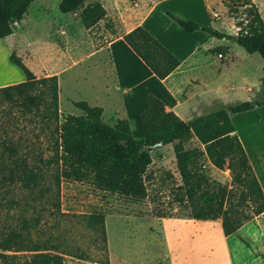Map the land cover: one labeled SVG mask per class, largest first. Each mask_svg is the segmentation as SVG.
Wrapping results in <instances>:
<instances>
[{"label": "trees", "instance_id": "trees-1", "mask_svg": "<svg viewBox=\"0 0 264 264\" xmlns=\"http://www.w3.org/2000/svg\"><path fill=\"white\" fill-rule=\"evenodd\" d=\"M33 1L0 0V38L14 32L15 22ZM222 2L229 9L233 5L246 7L249 18L246 23L244 19L237 22L236 34L167 14L186 32L200 29L217 39H232L246 52L259 53L264 61V20L258 7L252 0ZM58 7L63 13L78 12L86 28L97 24L106 13L99 0H61ZM122 37L158 79L166 78L180 64V59L141 25ZM9 60L23 71L25 79L0 86V105H7L0 122V264H63V254L88 259L84 252L65 248L64 242L54 236L50 231L54 226H47L41 202L51 204L53 210L49 214L53 217L59 212V186L63 179L87 181L98 189L132 200L144 199L147 194L144 175L152 162L150 151L158 144H172L182 180L177 201L189 206L191 218H221L223 234L228 236L264 212V192L246 150L236 135H230L234 130L231 113L264 105V72L261 97L230 104L188 121L166 111L159 98L148 95L139 113L143 136L135 138L127 119L107 124L101 119V107H90L85 101L75 102L83 114L61 117L57 75L36 77L15 54L11 53ZM21 121H27L22 127L38 124L40 134L48 132L50 154L44 157L40 153L36 163L28 159L34 155L33 148L20 153L27 139L21 136L14 141L10 135ZM192 137L204 144L205 153L216 168L222 169L228 159L232 182L245 186L237 198L238 204L232 203L235 192L224 184L190 171L188 162L192 153L185 149L184 142ZM44 166L51 167L52 173L46 172ZM242 201L254 203L247 206L248 212L240 206ZM16 210L17 215L11 216ZM82 217L105 249L104 214L92 212Z\"/></svg>", "mask_w": 264, "mask_h": 264}, {"label": "rangeland", "instance_id": "rangeland-1", "mask_svg": "<svg viewBox=\"0 0 264 264\" xmlns=\"http://www.w3.org/2000/svg\"><path fill=\"white\" fill-rule=\"evenodd\" d=\"M59 1L36 0L27 12L33 16L46 10V6L52 12H59L58 6H55V2ZM104 1L108 3L107 0ZM231 1L228 0L230 3ZM252 1L264 20V0ZM213 2V28L236 34L239 30L237 22L241 19L247 22L249 15L245 6L233 5L229 9L222 0ZM118 20L110 8V15L92 26L90 32L96 37L103 30L104 34L100 36L102 39L103 36L109 39L118 31ZM38 31L36 37L31 35V43L39 42L45 37L44 29L38 27ZM80 31L83 32L82 27ZM201 33L205 36H201L200 47L209 49L208 53L212 56L209 59L203 57L204 61L195 73L183 72L170 82L169 88L174 89L175 97L179 96L188 75L199 79V94L203 100H209L194 116L261 97V79L264 72L261 55L257 52H246L232 39H217L208 33ZM47 39L55 41L54 38ZM56 40L62 41L58 36ZM16 43V34L13 38H0V86L24 77L23 71L9 60V55L13 53L24 58L23 62L36 77L57 75L58 108L61 117L66 114H83L75 102L93 94L89 79H94L98 73L97 70L89 68V62L96 58H87V52L91 48L85 45L15 46ZM218 52L222 53V57L217 62L214 55ZM80 58L81 62L77 61ZM107 80L111 81L112 76L108 75ZM106 99V115L102 121L113 125L116 119H109L110 99ZM261 107L262 109L255 111L235 114L233 120L242 133L253 170L259 173L264 184V105ZM6 110V104L0 105V122ZM13 112L17 115L16 109ZM132 119L134 122L129 120L131 133L135 138H141L143 131L139 127V118L137 116ZM24 123L27 121H21L16 129L10 131V135L14 141L21 136L27 139L26 146L20 148V153L33 148L34 155L28 159L36 163L40 153L44 157L50 154L47 150L48 132L47 135L40 134L38 124H26L22 127ZM184 147L192 153L188 162L190 171L195 176H204L224 184L228 190L235 192L232 203L238 204L237 198L241 190H245V186L232 182V172L227 168L228 159L222 169L216 168L209 161L204 144L196 137L184 142ZM150 153L152 162L144 175L147 191L144 199L132 200L98 189L87 181L63 179L59 186V212L53 217V214H49L53 210L51 204L46 200L41 202L47 226H54L50 230L54 236L64 242L65 248L84 252L89 256L88 259H78L63 254V264H106V261L107 264H264V212L246 221L229 239H224L219 223L221 218L211 222L191 221L189 206L178 203L176 196L182 180L172 144L153 146ZM43 169L50 174L53 171L51 167L44 166ZM253 204L252 201L240 202L246 212L249 211L247 206ZM92 212L104 214L105 249L102 248L96 232L82 217ZM4 213L2 211L3 218L6 217ZM13 213L17 215L18 210L10 215ZM42 225L44 226L43 223Z\"/></svg>", "mask_w": 264, "mask_h": 264}, {"label": "crops", "instance_id": "crops-1", "mask_svg": "<svg viewBox=\"0 0 264 264\" xmlns=\"http://www.w3.org/2000/svg\"><path fill=\"white\" fill-rule=\"evenodd\" d=\"M60 1L55 2V6H58ZM99 1L105 9V18L110 15L111 8L119 19L118 31L109 39L104 38L105 36L102 39L100 35L104 34L103 30L95 37L93 32H90L92 27L86 28L83 25L78 12L63 13L60 10L52 12L49 6L33 16L27 12L28 7L23 17L15 22L14 32L9 36L13 38L14 34L17 35L15 46H89L91 49L87 52V58L96 56L93 62H89V68L97 70L98 73L95 74L94 79H89L93 94L79 101H85L90 107H101V119H104L106 115L107 97L110 99L109 119H127L134 122L132 118L136 119L137 116L139 118V113L148 95L159 98L164 103L166 111L174 112L184 121L195 117L194 115L202 110L204 103H209V100H203L199 94L197 88L200 85L199 79L188 75L177 97H175L174 89L169 88L170 82L177 79L183 72L195 73L201 67L203 57L209 59L212 54L208 53L209 49L200 47L201 36H205L201 33L202 30L186 32L167 12L178 18L192 19L200 25L213 28L211 19L213 0H107V4L104 0ZM138 25L147 29L180 59L179 66L166 78L158 79L124 41L122 34ZM38 27L44 29L46 35L41 41L31 43V35L37 36L35 34L39 32ZM81 27L83 32L80 31ZM78 33L81 35L79 36ZM57 36L62 40L61 42L56 40ZM47 38H54L55 41ZM101 53L104 55H100ZM217 54L214 56L218 62L220 58ZM20 59L23 61L24 58ZM81 60L80 58L77 61L81 62ZM108 75L112 76L111 81L107 80ZM24 79L25 75L22 79H14L15 81L8 84ZM257 109H262V107L241 113ZM235 114L238 113L230 114L235 129L231 134L237 135L244 146L242 133L233 120ZM136 124L139 125L137 122ZM246 153L249 156L247 151ZM254 171L264 192L263 181L259 173L255 169ZM190 220L197 219L190 218ZM231 235L223 237L229 239Z\"/></svg>", "mask_w": 264, "mask_h": 264}, {"label": "built area", "instance_id": "built-area-1", "mask_svg": "<svg viewBox=\"0 0 264 264\" xmlns=\"http://www.w3.org/2000/svg\"><path fill=\"white\" fill-rule=\"evenodd\" d=\"M217 56L218 57H222V53L221 52H218Z\"/></svg>", "mask_w": 264, "mask_h": 264}, {"label": "bare ground", "instance_id": "bare-ground-1", "mask_svg": "<svg viewBox=\"0 0 264 264\" xmlns=\"http://www.w3.org/2000/svg\"><path fill=\"white\" fill-rule=\"evenodd\" d=\"M1 74V73H0Z\"/></svg>", "mask_w": 264, "mask_h": 264}]
</instances>
